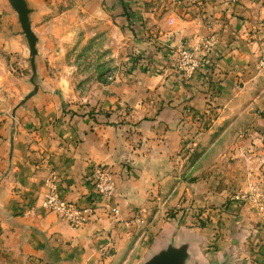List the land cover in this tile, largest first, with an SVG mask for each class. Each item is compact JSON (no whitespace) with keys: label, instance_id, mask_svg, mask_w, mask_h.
<instances>
[{"label":"crops","instance_id":"0c3cea01","mask_svg":"<svg viewBox=\"0 0 264 264\" xmlns=\"http://www.w3.org/2000/svg\"><path fill=\"white\" fill-rule=\"evenodd\" d=\"M30 1L34 29L41 2ZM3 2L10 24L1 30L0 50L16 53L17 42L30 67L25 39L14 33L17 16ZM89 6L120 23H128L129 8L136 11L131 18L139 38L121 50L142 56V68L136 62L135 75L123 72L72 101L42 81L43 37L36 33L38 92L18 106L32 88L30 67L23 81L29 87L9 111L0 95V264H143L170 240L191 242L190 264L228 257L229 264H264V213L231 196L250 184L264 189V72L256 69L264 55V0H96ZM120 34L131 42L129 31ZM207 37L215 40L212 53L184 85L171 75L176 52L198 48ZM207 107L218 112L209 126L196 120L208 116ZM188 146L192 151L184 154ZM96 166L113 172L111 200L95 192ZM51 180L64 198L100 207L89 224L71 227L41 207ZM161 198L167 207L189 204L188 214L165 220ZM228 200L223 213L217 207ZM109 206L120 209L123 222L111 219ZM139 209L158 212L143 218L152 221L143 233L133 221ZM218 223L223 235L216 240Z\"/></svg>","mask_w":264,"mask_h":264},{"label":"rangeland","instance_id":"374dc122","mask_svg":"<svg viewBox=\"0 0 264 264\" xmlns=\"http://www.w3.org/2000/svg\"><path fill=\"white\" fill-rule=\"evenodd\" d=\"M39 1L41 2V8L40 13L36 17L34 30L40 37H43L40 49L41 56L38 58L42 81L48 82L50 84L49 86L55 88L63 97H67L72 101H80L83 97L89 96L103 85L111 83L113 79L120 77L123 72L128 73L130 76L135 75L137 70H134V63H138L136 65L137 69L139 67L142 68V56L135 54L134 50L128 55L121 50L122 43H124L123 48H125L127 44L131 46L133 38H139L135 22L131 18L132 12H136L135 10L127 8L129 11L128 23H120L109 21V17H103L102 12L97 14L92 12L89 5L96 0ZM118 7L115 4L113 5L112 10L115 9L113 11L114 13L120 12ZM103 8L106 9V6H103ZM8 17V10L3 0H0V36L2 35L1 30L4 28L8 29L9 27L10 21ZM121 30L129 31L131 34V42L129 41L127 43L126 38L121 37ZM3 38L4 36H2V43H6V39ZM12 43L16 47V53L11 52L9 54L6 50H0V95L3 97V109L7 111L12 108L14 103L22 98L27 90V86L29 87L27 84L24 85L23 81L30 75V67L23 60L22 48L17 42L13 41ZM129 60L130 64L123 68V62H128ZM171 69V75L180 76L184 81V85H187L191 81L181 76L176 59L173 60ZM207 109L206 114L208 116L202 115L201 117H197L196 120L199 123L204 122L206 126H209L215 121L218 112L211 107H207ZM261 112L262 109L254 113L261 114ZM198 132H202V129H199ZM191 149L192 146L184 147L182 152L184 154H190ZM173 165L178 166L177 169L180 168V165L177 163ZM112 197L107 200H111ZM162 198L159 202L162 205L158 203L155 206L157 207V211L160 210L158 207L160 205L162 206L160 214L165 220L172 218L182 221L181 217L179 218L181 212L185 210L184 214L182 213V217L188 214L186 212L189 209V204H185L186 206L182 204L180 206L179 204L173 208L171 206L167 207L164 205L165 199L162 200ZM228 204L229 200L220 208L219 206L217 208L221 209L223 213H227ZM109 207L116 208L113 206ZM150 211L139 209L136 217L133 219L139 226L141 225L142 233L147 229V225L152 223L151 220L147 222L143 218L148 219L154 217L159 212L151 211L152 214ZM206 211L207 208H203L199 214L203 215ZM107 213L109 214V212ZM118 213L115 218L113 214H109L115 223L124 221L121 218L122 213H120L119 208ZM130 221L125 222L130 223ZM222 225L218 223L217 227L214 228V237L216 240L223 235L221 231Z\"/></svg>","mask_w":264,"mask_h":264},{"label":"built area","instance_id":"2783aa9c","mask_svg":"<svg viewBox=\"0 0 264 264\" xmlns=\"http://www.w3.org/2000/svg\"><path fill=\"white\" fill-rule=\"evenodd\" d=\"M215 40L211 37L203 38L198 48H193L189 45L181 46L177 50V67L180 70L181 76L186 80H191L194 74L200 69L204 59L209 56L214 48ZM258 72H264V55L258 60L256 64ZM93 180L95 192L100 197L110 199L115 190L114 175L111 171L96 166L94 168ZM233 200L244 205L252 207L258 213H264V189L258 185L250 184L249 190L246 192H237L232 195ZM41 207L52 212L57 216L65 219L72 227L80 228L86 226L90 222L92 213L98 208L82 207L74 200H68L59 193L58 185L51 180L48 183V190L42 201ZM105 208V207H104ZM107 208V207H106ZM109 214L113 217L117 216L118 208L108 207Z\"/></svg>","mask_w":264,"mask_h":264},{"label":"water","instance_id":"95a60500","mask_svg":"<svg viewBox=\"0 0 264 264\" xmlns=\"http://www.w3.org/2000/svg\"><path fill=\"white\" fill-rule=\"evenodd\" d=\"M8 7L17 16V29L15 34L22 36L25 39L28 57L31 67V90L22 98L18 106H21L27 99L34 96L40 87L38 74V60L40 38L33 29L32 14L35 12V7L30 0H6ZM191 242L185 241L176 244L174 241H169L163 244L162 247L155 250L143 264H190L191 259ZM230 258H225L215 264H229Z\"/></svg>","mask_w":264,"mask_h":264},{"label":"trees","instance_id":"16d2710c","mask_svg":"<svg viewBox=\"0 0 264 264\" xmlns=\"http://www.w3.org/2000/svg\"><path fill=\"white\" fill-rule=\"evenodd\" d=\"M125 10H126V9H125ZM128 12H129V11H126V15H127V16H128Z\"/></svg>","mask_w":264,"mask_h":264}]
</instances>
